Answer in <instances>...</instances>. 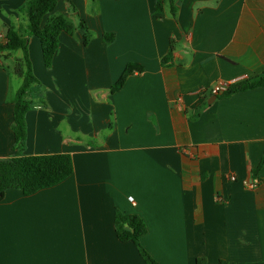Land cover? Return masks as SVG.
Instances as JSON below:
<instances>
[{
    "label": "crops",
    "instance_id": "1",
    "mask_svg": "<svg viewBox=\"0 0 264 264\" xmlns=\"http://www.w3.org/2000/svg\"><path fill=\"white\" fill-rule=\"evenodd\" d=\"M24 1L0 0V43L27 24ZM155 4L57 0L43 22L83 20L90 41L78 28L61 33L45 68L39 41L27 39L42 94L27 96L19 152L10 97L23 53L0 54V160L67 154L73 163L55 186L5 192L0 264H145L116 237V210L143 220L140 244L158 264H264V87L210 92L264 73V0H173L163 14ZM6 61L16 62L15 86ZM129 63L143 72L111 93Z\"/></svg>",
    "mask_w": 264,
    "mask_h": 264
},
{
    "label": "trees",
    "instance_id": "2",
    "mask_svg": "<svg viewBox=\"0 0 264 264\" xmlns=\"http://www.w3.org/2000/svg\"><path fill=\"white\" fill-rule=\"evenodd\" d=\"M170 6L173 12V0H156L155 13H164V4ZM57 4V0H25L18 8V12L27 19L25 30L8 28L5 32L4 42L0 43V54L21 50L25 64V72L19 89L11 95L10 102L13 105L12 132L14 136V148L19 152L25 140V114L34 107L33 101H29L27 96L30 92L34 95L42 94V87L33 76L28 56V42L30 37L36 38L40 43L42 61L45 68H49L59 47V35L66 33L72 35L76 28L83 31L84 44L90 41L87 26L80 20L75 26L67 21L63 16L57 15L46 22L44 17L51 14ZM104 44L114 41L112 33L102 35ZM170 56L164 58L165 63ZM142 73L143 68L135 63H129L122 75L110 88L111 93L119 91L126 79L134 73ZM264 87V73L252 79L241 81L229 85L227 89L219 93V98H226L233 94ZM73 173L72 159L67 154L41 155L12 157L0 160V201L7 190H19L23 195H31L37 191L49 188L64 181ZM114 229L116 237L120 242H131L137 249L145 264H158L141 246L140 238L147 232V227L143 220L137 215L124 214L115 211ZM196 264H206L200 259Z\"/></svg>",
    "mask_w": 264,
    "mask_h": 264
},
{
    "label": "built area",
    "instance_id": "3",
    "mask_svg": "<svg viewBox=\"0 0 264 264\" xmlns=\"http://www.w3.org/2000/svg\"><path fill=\"white\" fill-rule=\"evenodd\" d=\"M228 86H229V85H227V83H224V82H222V83H218V84H216L215 86L212 87V89H211L210 92H211V94H213V95H218L219 93H221V92H223L225 89H227ZM229 179H230L231 181H235L234 176L229 177ZM256 184H257V182L254 181V182H252V183L249 185V187H250V188H253V187L256 186ZM128 200H129V201H132L131 198H129Z\"/></svg>",
    "mask_w": 264,
    "mask_h": 264
},
{
    "label": "rangeland",
    "instance_id": "4",
    "mask_svg": "<svg viewBox=\"0 0 264 264\" xmlns=\"http://www.w3.org/2000/svg\"><path fill=\"white\" fill-rule=\"evenodd\" d=\"M18 13V12H17ZM21 14V13H20ZM23 15V14H22ZM24 16V15H23ZM25 17V16H24ZM26 18V17H25ZM27 24H28V22H27ZM27 24L25 25V26H21V27H19V28H16V27H14V29H21V30H25L26 28H27ZM38 49H39V47H38ZM40 51V50H39ZM15 60V59H14ZM5 65L9 68V72H10V74H11V78L14 80H12L13 81V86H15L14 84L16 83V76H14V68H15V65H16V62H15V64H13L11 61H6L5 62Z\"/></svg>",
    "mask_w": 264,
    "mask_h": 264
},
{
    "label": "water",
    "instance_id": "5",
    "mask_svg": "<svg viewBox=\"0 0 264 264\" xmlns=\"http://www.w3.org/2000/svg\"><path fill=\"white\" fill-rule=\"evenodd\" d=\"M216 99V95L213 97V100H215ZM208 103H210V102H208Z\"/></svg>",
    "mask_w": 264,
    "mask_h": 264
}]
</instances>
